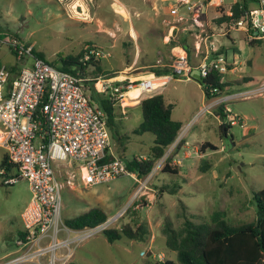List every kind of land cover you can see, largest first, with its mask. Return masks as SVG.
<instances>
[{"label":"rangeland","instance_id":"obj_1","mask_svg":"<svg viewBox=\"0 0 264 264\" xmlns=\"http://www.w3.org/2000/svg\"><path fill=\"white\" fill-rule=\"evenodd\" d=\"M238 1L225 0L221 7H214L217 13L213 15V6L210 14H203L207 7H202L204 1L198 3V0H0V40L7 41L8 46L17 40L29 46V50L42 53L49 62L59 57L77 56L87 44H93L106 55L100 62L105 72L123 70L119 76L133 79V75L139 73L133 64L139 54L135 44V37L139 39L137 31L141 40L136 43L142 49L149 42L157 46L155 55L163 45L160 36L169 34L171 26L180 20L176 17L179 9L188 30L182 33L179 26L172 42L181 47L185 42L194 45L198 39L195 32L202 38L220 34L222 31L213 25L215 20L209 23L210 18L226 15ZM120 9L126 10V15L119 13ZM204 15H207L204 17L208 18L207 23L196 26L194 19L203 20ZM131 26L135 31H131ZM223 28L225 35L218 34L217 53L227 56L230 70L224 77L230 88L221 97L211 100L212 111L219 114L222 123L235 122L231 123L229 131L222 133L214 114H205L201 119L198 115L196 122L195 118L191 119L194 109L206 103L202 100L203 91L196 80H173L167 86L166 96L174 100V118L184 122V126L176 142L156 164L170 151L174 152L184 139L187 148L172 162V167L178 169L177 174L163 171L166 162L159 176L157 173L139 198H134L138 186L131 177L90 186L75 182L73 187L65 185L62 190L63 222L95 208L106 212L109 218H116L125 211L109 229H120L137 220L149 226L150 239L141 243L123 237L112 244L99 232L73 241L56 254L50 249L40 252L36 244L23 248L17 243L23 229L20 215L31 201L29 185L21 181L7 186L0 176V264H154L159 261L154 256H164L162 262L176 259V254L166 248L167 222L179 230L187 218L197 224L209 223L216 212H223L225 219L235 226L257 219L253 196L264 189V40L252 47L244 31L228 24ZM5 34L9 35L8 40ZM165 41L169 42V38ZM7 45L0 42V60L9 66L17 63V58ZM205 45L204 40L203 48ZM191 59L196 62L194 55ZM142 60L140 57L139 62ZM95 70L91 66L87 73L94 77ZM245 81L248 83L240 85ZM223 102L232 110L225 119L218 113L221 106L227 108ZM130 111L131 116L121 120L122 126L116 121V126L109 131L113 152L132 160L134 156L148 155L154 145V135L135 134L143 119L139 108ZM233 115L237 119H233ZM205 143L213 144L216 149L206 150L203 156L200 148ZM4 153V148L0 147V165ZM206 165L209 166L204 172L202 168ZM68 236L67 231H62L58 240L63 241ZM49 243L50 239L46 238L42 245Z\"/></svg>","mask_w":264,"mask_h":264},{"label":"built area","instance_id":"obj_2","mask_svg":"<svg viewBox=\"0 0 264 264\" xmlns=\"http://www.w3.org/2000/svg\"><path fill=\"white\" fill-rule=\"evenodd\" d=\"M202 1L216 7L225 3V0ZM250 1L253 2L250 12L234 26L246 32L251 41L261 40L264 39V0ZM227 15L233 16L231 11ZM10 44L17 51V60L25 65L14 76L6 65L0 63V146L5 149L8 163L16 172L7 177L3 169L0 176L7 186L26 181L31 192V201L22 214V231L26 233V240L20 239L17 244L23 248L36 244L40 252L50 249L56 254L58 249L69 246L77 239L109 229L125 212L95 228L86 229L87 232L77 231L81 234L79 236H68L59 241L58 235L62 231H71L62 220V190L65 185L73 187L75 182L87 186L99 185L131 177L138 186L134 198H139L156 174L162 171L172 151L155 165L144 180H140L128 170L127 160L110 153L106 115L92 103L87 84L90 79L62 71L34 57L17 40ZM217 52L211 46L196 65L192 64L187 53L178 55L170 65L172 73L167 76L153 75L139 80L121 76L99 77L96 88L124 106L125 100L133 99L131 94L135 91H139V95L133 101L143 100L156 95L174 79L192 81L197 80L195 75H198L205 81L213 72L227 74V56ZM92 57L102 60L106 55L91 49L82 61L86 63ZM215 92L217 90H210L211 94ZM226 107L225 114L229 118L232 110ZM232 118L237 119V116ZM46 238L50 239V243L43 246ZM142 255L146 256V253ZM154 257L159 261L164 258L162 255Z\"/></svg>","mask_w":264,"mask_h":264},{"label":"trees","instance_id":"obj_3","mask_svg":"<svg viewBox=\"0 0 264 264\" xmlns=\"http://www.w3.org/2000/svg\"><path fill=\"white\" fill-rule=\"evenodd\" d=\"M252 6V1L246 0L243 2L240 0L234 3L230 9L233 14L232 17L227 14L222 15L217 22L219 24L226 22L228 25H234L250 12ZM253 41L250 43L251 46L260 44L262 39ZM9 48L16 57L17 51L14 47L10 44ZM25 49L29 50V46H25ZM91 49L100 50L96 45L87 44L77 56L59 57L53 62L47 61L42 53H38L34 49L29 51L34 57L43 59L62 71L90 79L87 84L90 86L89 93L92 103L105 113L108 128L113 130V127L116 126L115 122L122 117L119 112L120 107L116 101L100 93L96 88V83L99 77H116L118 73L105 72L100 64L101 59L97 57H92L90 61L84 63L82 60ZM91 66L96 68L92 73L94 77L87 73L88 68ZM151 72L157 76H167L172 73V70L170 67H159ZM197 82L202 86L209 100L221 97L226 89L230 88V83L225 80L224 75L218 72H213L203 83ZM211 89H215L217 92L211 94ZM223 104L225 105V102ZM138 108L143 121L134 133L137 135L153 134L154 145L145 160L136 157L127 160V168L139 178H144L151 173L156 163L164 157L167 149L176 142L183 125L172 118L174 105L169 104L161 94L143 99ZM218 113L222 118H226L223 106H221ZM231 127V124L222 123L220 130H222V133H226ZM185 144L184 139L179 142L175 151L168 157L164 172L178 173V169L172 167V162L181 153ZM210 148L216 149L213 144L205 143L201 145L200 150L206 153V150ZM208 166L202 168L204 172L207 171ZM3 169L6 170L7 177H11L16 173L8 163L7 155L4 156L0 165V171ZM174 193L175 191L171 194ZM253 203L256 208L257 219L240 226L230 224L225 219L223 212L214 213L209 223L197 224L187 218L184 226L179 230L175 229L171 222H167L164 228L166 248L167 251L176 254V259L164 262L156 261L154 264H264V189L254 194ZM108 219L109 216L106 212L95 208L66 221L65 224L71 230L81 231L95 228ZM103 233L108 242L112 244L120 241L123 237L141 243H146L150 239L149 226L137 220H132L120 229H106ZM18 236L20 239L26 240L25 232L20 231ZM149 264L153 263L150 262Z\"/></svg>","mask_w":264,"mask_h":264},{"label":"crops","instance_id":"obj_4","mask_svg":"<svg viewBox=\"0 0 264 264\" xmlns=\"http://www.w3.org/2000/svg\"><path fill=\"white\" fill-rule=\"evenodd\" d=\"M2 1V0H1ZM186 1H190V0H186ZM199 2L198 3H200V1L202 2V0H198ZM205 4H206V6H205ZM202 5V7H207V9H203V14H210V13H208L209 11H210V8H211V6L210 5H208L207 4V2H203V4H201ZM191 6V5H190ZM188 7V6H187ZM214 7H216V6H213V15H214V13L216 12V8H214ZM125 12H126V10H125ZM177 15H176V17H180V20L178 21V22H176V25H172L171 27V29H172V31L169 33V34H167V35H169L170 37H168L167 35H165L164 34V37L163 36H160V37H162V40H163V45L162 46H160V47H158V50L156 51V54L154 55V52H155V50L157 49V46L155 47H153V46H151V43L149 42L148 44H147V46H145L144 47V49H142V47L138 44V43H136V41L138 42L139 41V39L141 40V37H140V34L138 33V31H137V34H138V36H139V39H137L136 40V37H135V44H137L138 45V52H139V54L138 55H136L135 56V58H134V60H133V64L136 66L135 67V70H137V71H139V73L138 74H136V75H133V79H132V77H128V76H121L122 78H126V79H129V80H139V79H148V78H150L151 76H153V75H156L155 73H152L151 71L153 70V69H155V68H159V67H162V68H165V67H170V65H171V63H172V61L178 56V55H180V54H183V53H187L188 55H189V57H190V60H191V62H192V64L193 65H196V64H198L199 62H200V60L203 58V56L208 52V50L209 49H211V46L214 48V50H218L217 48L219 47L218 46V38L220 37V36H222V35H225V34H223L224 32H223V30H224V28H223V25L224 24H227L226 22H224V23H222V24H219L218 22H217V20H218V16L217 17H215V16H213L212 18H210V22L209 23H211V21H212V19H213V21L215 20V23L213 22V25L214 26H216V27H218V29L219 30H221L222 32L219 34V33H214V34H212L213 35V37L215 38V40H214V38H210V37H207V38H202V35L201 34H199L198 32H195V36L196 37H198V39L196 40V42H195V44L194 45H191V43H184L183 45H182V47L181 46H179V44L178 43H176L175 41H173L172 42V40H173V38H174V34H175V32L176 31H178L179 29H178V27L180 26V27H182V29H181V32L183 33L184 31L186 32L187 30H188V27L186 28L185 27V25H187V24H185V22L183 21L185 18H184V16H182V15H180L181 13H180V10L179 9H177ZM176 12H174V13H176ZM217 13V12H216ZM187 14V13H186ZM185 14V15H186ZM7 15H8V12H7ZM188 15V14H187ZM9 16V15H8ZM205 16H207V15H204L203 16V20H199V19H194V21L196 22V26H199V25H203V24H206L207 23V20H208V18L206 17V19L204 18ZM220 18V17H219ZM186 20H187V18H186ZM205 20H206V22H205ZM156 27H157V29H159V26L158 25H155ZM132 27V32L133 31H135V29H134V26H131ZM210 28H213V27H210ZM214 30H216V29H214ZM246 36H248L247 35V33L246 32H243ZM220 36H219V35ZM8 34H5V37L7 38V40H8ZM150 36H153L152 34H150ZM228 38H230V39H232L231 38V36L229 37V36H227ZM167 38H169V42L168 41H165V39H167ZM176 40V39H175ZM204 40H205V43H206V45H205V48H203V46H202V42H204ZM210 40V41H209ZM263 40L264 39H262V42H263ZM0 42H1V44L2 43H6V45H7V41H1L0 40ZM172 42V43H171ZM261 42V43H262ZM260 43V44H261ZM149 45V46H148ZM258 45V44H257ZM257 45H255V46H257ZM8 46V45H7ZM255 46H252V47H255ZM9 47V46H8ZM187 47V48H186ZM11 50V49H10ZM13 53V52H12ZM14 55V54H13ZM191 55L193 56L194 55V57L196 58V62H194V61H192V59H191ZM15 56V55H14ZM140 57L141 58H143V60L141 61V62H139V60H140ZM105 59V58H104ZM0 63H2V64H4L1 60H0ZM4 65H6V64H4ZM25 64L23 63V62H21V61H19V60H17V63L15 62V63H12V64H10L9 66H7V68L11 71V73L14 75V76H17L19 73H20V71H21V69L23 68V66H24ZM112 71H114V73H118L119 75L120 74H123V70H112ZM234 70H231V72H233ZM230 72V73H231ZM118 75V76H119ZM174 80H176V81H178L177 79H174ZM173 81V80H172ZM171 81V82H172ZM188 81V80H187ZM248 81H251V80H248ZM248 81H245V82H243L242 84H240V85H243V84H247L248 83ZM171 82H169V84L171 83ZM179 83H181V81H179ZM168 84V85H169ZM167 85V86H168ZM240 85H237V86H240ZM167 86L166 87H164V88H161L159 91H157V94L156 95H158V94H161V95H163L164 97H165V99H166V101L169 103V104H172V105H174V109H173V113H172V118L175 120V121H179V122H181L182 123V125L184 126V122H182L181 120H176L175 118H174V111H175V108H176V106H175V102H173L174 100H171L170 98H168L167 96H166V91H167ZM199 87L202 89V91H203V94H202V100H204L206 103L205 104H203V106L202 105H200V106H198L197 108H195L194 109V111L192 112V118L191 119H194L195 118V122H196V120H198V119H201V118H203L204 116H205V114H214L218 119H219V123L222 125V122H221V120H220V118H219V114H215V111L213 112L212 110H213V101L212 100H209V99H207V97H206V95H205V92H204V90H203V88H202V86L199 84ZM104 95V94H103ZM105 96V95H104ZM132 96V95H131ZM107 97V96H106ZM128 101H129V103H130V105H125L124 104V106H120L119 104H118V106L120 107V109H119V112L122 114V117H120V118H118V121L120 122V123H122V121L121 120H123L124 118H129V116H131V109H135V108H138V106H139V104H140V102L142 101V100H135V101H133V99H128ZM209 101H212V102H209ZM207 102H209V103H207ZM138 103V104H137ZM204 103V102H203ZM97 106V105H96ZM199 115V118L197 119V117L196 116H198ZM201 117V118H200ZM120 126H122V124H120ZM183 128V127H182ZM181 131H182V129H181ZM109 133H110V131H109ZM181 133V132H180ZM2 141V135L0 134V142ZM186 145H187V143L184 145V148H187L186 147ZM188 146V145H187ZM1 147V146H0ZM2 148V147H1ZM5 150V149H4ZM125 151V150H124ZM110 153L111 154H113L115 157H120V158H122V159H125V160H129V159H127L126 157H124L123 155H119V156H117L114 152H113V150H112V147H111V149H110ZM182 153H184L185 154V156H187V152L186 151H183ZM207 153V152H206ZM206 153H203V152H201V154L203 155V156H205L206 155ZM6 155V151H5V153H4V156ZM180 154H178V156H179ZM201 155V156H202ZM135 157H138V158H143V159H146L147 158V155H138V156H134V158ZM4 158V157H3ZM159 174L160 173H158L157 175L159 176ZM21 182V181H20ZM18 184V183H17ZM12 186H14V185H12ZM29 204V203H28ZM28 206V205H27ZM27 206L25 207V209L27 208ZM25 209L23 210V212L25 211ZM23 212L21 213V215H20V218H21V222H22V214H23ZM10 223V225H12V223H13V220H11V222H9ZM22 225H23V223H22ZM23 230V229H22ZM75 232H77V231H75V230H71L70 231V233H68V235L70 236V237H74L73 236V234L75 233Z\"/></svg>","mask_w":264,"mask_h":264},{"label":"bare ground","instance_id":"obj_5","mask_svg":"<svg viewBox=\"0 0 264 264\" xmlns=\"http://www.w3.org/2000/svg\"><path fill=\"white\" fill-rule=\"evenodd\" d=\"M118 12L121 13V14H123V15H126L125 10H121V9H120ZM131 95H132L131 97H133V99H137V98H138V95H139V91H135V92H133ZM124 104H125V105H130V103H129L128 100H125ZM137 104H138V103H137Z\"/></svg>","mask_w":264,"mask_h":264},{"label":"water","instance_id":"obj_6","mask_svg":"<svg viewBox=\"0 0 264 264\" xmlns=\"http://www.w3.org/2000/svg\"><path fill=\"white\" fill-rule=\"evenodd\" d=\"M243 2H245L246 0H242ZM187 48V47H186ZM195 78L197 79V81H199L200 83H203L204 82V80L200 77V76H198V75H195Z\"/></svg>","mask_w":264,"mask_h":264}]
</instances>
